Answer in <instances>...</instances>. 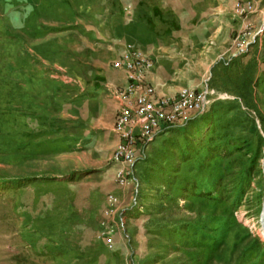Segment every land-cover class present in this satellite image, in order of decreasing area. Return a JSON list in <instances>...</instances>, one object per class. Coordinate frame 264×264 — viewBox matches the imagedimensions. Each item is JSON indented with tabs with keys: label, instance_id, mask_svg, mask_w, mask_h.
<instances>
[{
	"label": "rangeland",
	"instance_id": "1",
	"mask_svg": "<svg viewBox=\"0 0 264 264\" xmlns=\"http://www.w3.org/2000/svg\"><path fill=\"white\" fill-rule=\"evenodd\" d=\"M235 2L0 0V264H264V0L244 19ZM155 42V96L201 89L206 104L139 141L120 186L112 63ZM86 86L109 99L88 114Z\"/></svg>",
	"mask_w": 264,
	"mask_h": 264
},
{
	"label": "built area",
	"instance_id": "2",
	"mask_svg": "<svg viewBox=\"0 0 264 264\" xmlns=\"http://www.w3.org/2000/svg\"><path fill=\"white\" fill-rule=\"evenodd\" d=\"M260 4V0H236L232 10L233 17L244 19L261 12ZM248 26L247 24L245 27ZM246 35L247 32H243L235 40L239 52L245 50ZM256 35L257 33L252 35L253 38ZM154 64L155 60L150 55L130 44L126 45L125 50L112 63L114 69L125 73L126 79L124 88L117 90L119 107L112 127L119 137L111 160L119 165L116 181L120 186H126L129 182L127 167L135 161L134 146L139 141L149 142L159 131L181 122L188 114L202 112L205 108L206 90L184 88L173 97L155 96L153 86L146 79ZM107 202L104 214L111 216L117 211L118 197L111 193ZM120 223L121 226L124 225L123 218H120Z\"/></svg>",
	"mask_w": 264,
	"mask_h": 264
},
{
	"label": "crops",
	"instance_id": "3",
	"mask_svg": "<svg viewBox=\"0 0 264 264\" xmlns=\"http://www.w3.org/2000/svg\"><path fill=\"white\" fill-rule=\"evenodd\" d=\"M207 20H208V18H207ZM212 22H213V24H212ZM223 27H224V25H223L222 21H220V23H219V22L216 21V18L214 17V18H212V20L210 19L209 23L205 24L204 31L206 30L205 31L206 34L208 33L207 36H209L211 38L210 40H215V39L216 40L217 39L220 40V38L222 36L220 38H217V37L220 34H222L221 32L223 30ZM181 36L183 38L188 37V32L184 33V34H181ZM191 36L197 37L194 34H191L189 37H191ZM216 42L214 41V44H216ZM161 44H164V43L155 42L154 44H152L151 47H149V48H151L150 50L147 49L145 51L146 53L148 52L147 54H149L154 60L156 59L155 60V64H154V66H153V68L151 70V73L149 75V78H150V80H152V82H155V83L159 84V86H161V84L165 85L166 84L165 82H166V79H167L166 75L164 74V71H163L164 64H163V62L161 63V60L166 58V55L164 53H162V52H165V51L161 50V49H163ZM182 59L185 60L186 58L183 57ZM121 83L122 84L124 83L123 85H125L126 81L125 82L122 81ZM111 85L108 86L111 95H113V97L111 99H112L113 104H115L118 107L119 99H118L117 94H116V85L114 84V90H111ZM84 92L85 93H83L80 96V98L76 99L75 101L77 103H81L82 105H83V103L88 105L87 114L90 113V107L93 109L95 105H97V107H98L100 105L101 101H103V103H105L106 101H109V99H107L108 97H106L107 95H105V89H103V88L96 89L95 86L92 87V88L89 87V86H86V89H85ZM90 92H93V93H90ZM116 144H117V142H116Z\"/></svg>",
	"mask_w": 264,
	"mask_h": 264
},
{
	"label": "bare ground",
	"instance_id": "4",
	"mask_svg": "<svg viewBox=\"0 0 264 264\" xmlns=\"http://www.w3.org/2000/svg\"><path fill=\"white\" fill-rule=\"evenodd\" d=\"M261 236H262V238L264 240V230L261 231Z\"/></svg>",
	"mask_w": 264,
	"mask_h": 264
},
{
	"label": "water",
	"instance_id": "5",
	"mask_svg": "<svg viewBox=\"0 0 264 264\" xmlns=\"http://www.w3.org/2000/svg\"><path fill=\"white\" fill-rule=\"evenodd\" d=\"M262 223L264 224V220H263V217H262V215H261V224H262ZM263 224H262V225H263Z\"/></svg>",
	"mask_w": 264,
	"mask_h": 264
}]
</instances>
